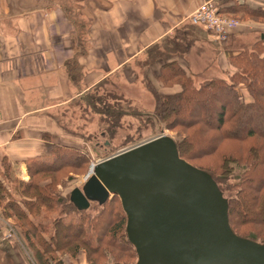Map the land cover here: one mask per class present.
Here are the masks:
<instances>
[{"label": "crops", "instance_id": "1", "mask_svg": "<svg viewBox=\"0 0 264 264\" xmlns=\"http://www.w3.org/2000/svg\"><path fill=\"white\" fill-rule=\"evenodd\" d=\"M206 1L240 20L223 44L189 19ZM263 35L264 0H0V169L6 159L26 180L49 143L89 145L95 97L179 93L162 82L167 63L207 81ZM13 248L17 264H36Z\"/></svg>", "mask_w": 264, "mask_h": 264}, {"label": "rangeland", "instance_id": "2", "mask_svg": "<svg viewBox=\"0 0 264 264\" xmlns=\"http://www.w3.org/2000/svg\"><path fill=\"white\" fill-rule=\"evenodd\" d=\"M162 82L167 86L179 84L182 91V81L179 82V80H171L169 78L168 81ZM203 82L206 81L204 79L195 81L196 85ZM152 86L153 84L151 83L150 87ZM242 88L238 87V91L244 95L245 100H253L254 97L250 89L245 85ZM102 98L104 99L98 104L95 97V102L92 103L95 109L104 111V106L105 108L115 106V111L119 110L121 113L125 111V115H114L109 118L102 113L91 111L93 113V117L91 118L93 119L88 132L89 137L87 140L89 145H82L83 150H87L91 156L90 162L83 169H70L64 176L60 175L58 177L57 184L55 185V194L58 195V199H61L58 203L57 200H53L56 202V206H53L55 209H42L38 215L34 213L29 215V221L31 223L41 225L39 227L40 232L46 224H50V228L53 229L54 222L63 224L68 221L67 223L74 225L73 228H69L68 230L58 225L61 231H66L67 237L69 233L75 236L72 242L63 249L64 251L61 250L57 254H52V258L55 257L56 260L62 258L67 264H136L138 257L134 246L129 243L127 238V218L120 198L113 195L105 208L104 205L100 206L97 203L91 204L87 210L90 211V214L99 216V213L103 211L99 216L98 224L91 229L86 220H80V215L73 206L70 197H72V192L76 188H81L86 182V178L90 175L89 172L92 163L94 164L98 160L110 157L161 134L172 137L176 142L182 141L180 145L183 156L188 158L193 164H196L197 167H202L211 172L226 198L240 197L242 203H239L238 206L246 204L244 201L245 198L249 201L251 188L258 187L264 180V172H260L264 171L263 137L253 135L238 140L223 139L221 133L218 132L219 130L212 129V126L207 127L206 123H204L206 118L207 120L212 118L213 122H216V110L214 108L220 105V101L211 110L209 108L207 111L192 104L191 107L188 106L183 111L179 112V110H175L176 115L172 116V118L169 116L167 120L162 121L156 115V110H152L154 104H156V96L148 95L146 97H140L137 95L133 101L135 102L134 104L130 102L129 98L125 99L123 97V99L121 96L114 97L118 98L115 100H111L108 95ZM216 98L218 99L219 97L216 96ZM217 99L214 100L216 101ZM248 113L250 112H245L246 115ZM188 118L195 119L194 122L189 124H193L190 127H188L189 125L178 122L175 125L170 124L173 120H182L187 123L189 121L187 120ZM253 121L242 118L240 121L241 124L237 127L238 131L244 132L247 128H251L255 124L264 128V119L262 121ZM219 135L221 139L217 138ZM214 137L217 139H212ZM226 158H231L232 160L225 161ZM250 161L256 162L255 169L257 168V172L261 174L255 178L254 182L251 183L252 180H250L248 184L243 185V178L248 177L243 175L252 171L246 165ZM14 171L15 169H10L13 176L22 179L16 176ZM26 180H29V174ZM46 183V180L40 181L41 185H45ZM7 185L9 183H6V190L9 194L0 193V219L6 222V229L0 231V241H2L1 237L4 236L3 233L9 228L14 229L15 235L10 240L0 242V264L18 263L14 252L15 249L13 248L14 245H18L22 252H26L31 260H34L32 251L26 243L23 231L25 227H28L27 223L19 220L15 214L11 216L4 214V206L7 203H13V201L20 203L23 197L14 189L16 184ZM256 211L252 212L247 206L245 210H242V214L237 211L234 212L232 221H235L234 229L240 234L250 237L254 236V238L264 243V222L253 223L243 220V218H248V216L259 217V212ZM30 222L29 225H31ZM79 225L82 228H79ZM45 233L46 238H49L51 233L49 231H45ZM61 239V236H58V240L62 241ZM37 243L42 248L40 246L41 241H37ZM78 246L79 248L77 249ZM10 252H12V255L9 254ZM56 260L52 259V264H56Z\"/></svg>", "mask_w": 264, "mask_h": 264}, {"label": "water", "instance_id": "3", "mask_svg": "<svg viewBox=\"0 0 264 264\" xmlns=\"http://www.w3.org/2000/svg\"><path fill=\"white\" fill-rule=\"evenodd\" d=\"M264 38V35H263ZM72 192L80 208L118 195L136 264H264V243L240 237L212 177L182 158L165 134L91 165Z\"/></svg>", "mask_w": 264, "mask_h": 264}, {"label": "trees", "instance_id": "4", "mask_svg": "<svg viewBox=\"0 0 264 264\" xmlns=\"http://www.w3.org/2000/svg\"><path fill=\"white\" fill-rule=\"evenodd\" d=\"M168 53L171 54V52ZM167 55L168 54H166L165 52L158 50L155 54V57H163ZM230 63L235 68V72L230 73L229 71H225L226 74L224 76L214 77L210 80H207L206 82L200 83L199 85H196L193 79L186 77L184 71H182L177 63H167L166 67L168 69V74H163L162 81H168L169 78H171V80L176 79L179 80V82H183H181L183 87L181 92L175 94L161 95L156 91L154 92L156 96V115L160 120L165 121L167 120V117L171 116L172 118V116L176 115L175 110H179L180 112L185 110L188 106L191 107L192 104H195L196 106L201 107L202 110L207 111L209 108L211 110L213 106H215L217 102L220 101V105L214 108L216 110V122L214 123L212 118L209 120H207V118L206 120L204 119V123H206L207 127L212 126V129L219 130L218 132L221 133V137L223 139L238 140L245 139L253 135H259L264 138V128L258 126L257 124H255L251 128H247L244 132H240L237 129L239 124H241L240 121L242 118H247V120L251 119L252 121H262L264 119V39L256 41L255 43L251 44V46H245L240 51V53L230 58ZM240 85H245L248 89H250V92L254 97L253 100H245L244 95L238 91V87H240ZM216 96H218L219 98L217 99ZM101 99L102 97H97V100L102 101ZM214 99L217 100L215 101ZM115 108V106H108L106 108L104 106V111L101 109L96 110L98 113H102L109 118L113 117L114 115H125L126 112L124 110H122L124 111V113H121L119 112V110L115 111ZM246 111H249L250 113L246 115ZM253 112H255V116ZM187 120H189L187 121L188 124L186 123V121L182 120H173L170 124L175 125V123L178 122L180 124L189 125L190 123L195 121V119L192 118H188ZM192 125H189L188 127ZM221 137L219 135L217 138L221 139ZM217 138L214 137L212 139ZM181 143L182 141L176 142L180 156L193 164V162L183 156L182 148L180 145ZM90 158L91 156L89 155L88 151L83 150L82 146L56 145L49 143L47 145V152L45 155L28 159L27 167L29 180H22L13 176L12 172H10V169L12 168L10 162L6 159L2 161V168L0 169V193L3 192L6 195L9 194L6 190V183H9V185L16 184L14 189H16V191L25 198L24 199L22 197L20 203H18L17 201H13V203H7L4 206V214L6 216L15 214L19 220L25 221L27 223L28 227H25L23 231L26 243L32 251L34 262L36 264H52V259L56 260L55 257L52 258V254H57L58 251L61 250L64 251L63 249L72 242V239H74L75 236L69 233L67 237L66 231H61L59 229V226L68 230L69 228H73L74 225L72 223H67L68 221H66V223H63L64 225L54 222V228L51 229L50 224H42L44 225V228L40 232L39 227L41 225L31 223L29 221V215L33 213L35 215H38L42 209H55L53 208V206H56V202H54L53 200H57L58 203L61 199H58V195L55 194V185L57 184L58 177H60V175L64 176L70 169H83L90 162ZM229 160L232 159H225V161ZM194 165L196 166V164ZM246 165L249 166L252 171L248 174L243 175L248 176L246 178H243V185L248 184L250 180H252L251 183L254 182L255 178L259 174H261L257 172V168L255 169V161H250L246 163ZM199 168L204 170L212 177V179L216 182L217 186L223 193L212 173L202 167ZM45 180L47 181V183L45 185H41L40 181ZM262 182H264V180ZM262 182L258 187L251 188L250 199L248 201L245 198L244 202L246 204H244L243 206H238L239 203H242L240 197H227V201L229 204L230 225L233 229L235 227V221H232L234 212L237 211L238 213L242 214V210H245L247 206L252 212H255V210H257L256 212H259V217L248 216V218H243L244 221L253 223L264 222V184H262ZM260 192L262 193L260 194ZM115 196L120 198L118 195ZM70 200L76 211L80 215V220H86L89 223L88 226L91 229L93 226L98 224L99 216L103 211L99 213V216L92 215L89 213L90 211H87L89 208H80L76 204V202L73 201L72 197H70ZM109 202L110 201L104 204V208L107 204H109ZM121 205L126 214L128 222V215L124 209L122 201ZM237 206L238 208H236ZM29 222L31 223V225H29ZM127 222V238L129 243L134 246L137 253V248L131 242L127 233ZM78 227L82 228L81 225H79ZM45 231H49V233H51L49 238H46ZM234 231L242 238L254 242L263 243L254 238V236H244L235 229ZM58 236H61L62 241L58 240ZM37 241H41L40 246L42 248L38 246ZM78 248L79 246L77 247V249ZM56 262V264H67L62 258H59V260H56Z\"/></svg>", "mask_w": 264, "mask_h": 264}, {"label": "built area", "instance_id": "5", "mask_svg": "<svg viewBox=\"0 0 264 264\" xmlns=\"http://www.w3.org/2000/svg\"><path fill=\"white\" fill-rule=\"evenodd\" d=\"M189 19L191 23L201 25L209 30L219 44L225 43L230 38L232 31L240 25L239 19L221 13L213 1L204 2L190 15ZM14 235V229L9 228L1 240H10L14 238Z\"/></svg>", "mask_w": 264, "mask_h": 264}, {"label": "bare ground", "instance_id": "6", "mask_svg": "<svg viewBox=\"0 0 264 264\" xmlns=\"http://www.w3.org/2000/svg\"><path fill=\"white\" fill-rule=\"evenodd\" d=\"M94 164H95V163H94ZM94 164H93V165H94Z\"/></svg>", "mask_w": 264, "mask_h": 264}]
</instances>
